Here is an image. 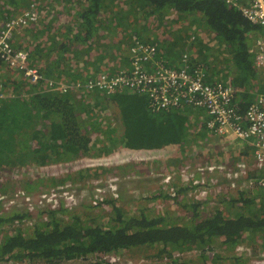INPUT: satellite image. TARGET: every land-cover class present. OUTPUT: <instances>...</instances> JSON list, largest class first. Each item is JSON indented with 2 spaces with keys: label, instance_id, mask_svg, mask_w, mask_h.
Segmentation results:
<instances>
[{
  "label": "trees",
  "instance_id": "1",
  "mask_svg": "<svg viewBox=\"0 0 264 264\" xmlns=\"http://www.w3.org/2000/svg\"><path fill=\"white\" fill-rule=\"evenodd\" d=\"M89 1L79 15L82 21L74 34L79 45L87 46L86 53L93 52L94 47L88 41L102 28L97 21L101 2ZM134 1L136 4L131 7L143 9L148 6L143 15L151 18L152 22L154 16L155 23L158 22L161 27L171 24L168 16L173 12L177 36L188 23L198 20L200 24L197 26L204 24L203 28L206 29H198L202 31L200 35L197 30H192L191 33L183 32L179 39L189 41L193 47H200L197 51L200 54L209 48V40H216L234 62L237 72L233 76V84L237 89L239 104L245 109L253 102L254 83L257 86L260 79L252 49L255 38L263 32L259 24L252 23L240 9L223 0ZM134 18L139 17L134 15ZM45 40L37 45L34 43L38 50L35 46L32 48L31 42L28 48L39 54L41 61L45 55L48 58L52 56L50 48L44 49ZM70 45L72 43L68 42L65 46ZM42 69L47 71V75ZM40 70L44 74L43 79L36 83L29 82L30 87L24 90L25 93L20 91L22 94L19 96L5 99L0 107V167L28 160L46 165L53 160L98 153L106 155L119 147L151 150L172 144L179 149L184 146L188 120L179 110L153 113L146 97L145 100L141 94L126 89L112 94L99 90L88 94L77 91L83 97H79L75 91H52L47 86L52 68ZM89 75L92 73H72L73 79L67 81L82 80ZM30 88H34L35 92L27 94ZM111 103L115 105L116 126L108 117L101 115V109ZM39 187H44V184ZM166 197L176 199V195ZM230 200L237 206L236 211L227 213L217 207L206 216L200 214L202 202H178L188 213L189 210L192 212V215H188L190 219L185 221L176 215V211L151 214L140 207L137 214H129L118 199H102L100 203L106 206L110 204L112 209V216L106 223L90 222L85 225L78 216H74L73 222L63 224L57 217L58 210L52 209L49 211L52 213L51 221L38 224L31 234H26L21 227L4 232L6 224L21 220L27 213L17 210L11 213L12 216H6L0 209V262L44 261L59 264L94 256L95 259L89 264H130V261L147 264L140 262L141 259L124 255L142 246H162L160 255L165 253L173 257L177 253L198 250L204 264H218L222 255L215 254L217 249L213 247L218 238L223 247L231 250L247 238L252 242L260 238L264 244V189L240 190L238 197ZM238 257L235 264H243ZM183 263L176 256L165 264Z\"/></svg>",
  "mask_w": 264,
  "mask_h": 264
},
{
  "label": "rangeland",
  "instance_id": "2",
  "mask_svg": "<svg viewBox=\"0 0 264 264\" xmlns=\"http://www.w3.org/2000/svg\"><path fill=\"white\" fill-rule=\"evenodd\" d=\"M30 3H33L32 6L38 7V1L35 0H0V13L5 12L7 10H13L12 8H18L23 7L22 5L28 6ZM16 5V7H15ZM126 6L128 4H125ZM123 3H116L115 7H117V10L114 11V18L111 19L112 21H115V27L121 28L123 26L124 21H132L136 24H139L140 18L135 19L134 15L137 16L136 10H124L123 7L125 6ZM14 6V7H12ZM193 17V16H190ZM153 19V25L155 24L156 20L155 17L152 16ZM191 21H193L191 19ZM198 21V20H197ZM194 21L193 26H191L189 23L185 26L182 31L180 32H189L192 30H197V32L200 35L201 30L206 29L203 28L204 24H201L199 26H196L200 24L199 22ZM170 25H172V22ZM203 23V22H202ZM147 26H150V24L147 22ZM152 25V26H153ZM196 26V28H194ZM202 28L201 30H198L199 28ZM162 29V34L169 35L170 28L165 26ZM179 32V35H181ZM176 51L175 54H173L175 45L171 46L170 48H173L172 52L167 55L169 56V60L172 64H178V61L180 60L182 54H183V48L187 47L188 45L183 44L187 43L189 44V41H186L185 39H179V35L177 36L176 33ZM211 36V35H209ZM213 45L209 46V48L203 52L199 53L196 52L194 49H191L188 47V52L192 53L194 56L197 55L198 59H203L209 61V65L212 67L215 74L220 77L222 80H224L227 83L234 82L233 76L236 74V69L234 67V62L231 60L229 56L226 55L225 49L220 47L219 44H217L216 41H213ZM210 43V40H209ZM254 43V42H253ZM196 44V43H195ZM182 47V48H180ZM178 48V49H177ZM201 48H199L200 50ZM185 52V51H184ZM214 57V58H212ZM126 65V64H125ZM126 67V66H124ZM2 72L0 73V82L3 83V86L6 90L7 96L6 99L11 97H17L19 94H22L24 90H27L30 85L28 84L30 81L26 80L23 76L21 77L19 73L17 74L15 71H12L10 69H7L6 67H3ZM4 70V71H3ZM257 88L258 90H261L259 86H256L254 83V89ZM30 92H26L27 94H32L35 92L34 88L29 89ZM20 91H22L20 93ZM85 94H88L89 92L83 91ZM25 93V92H24ZM137 93V92H134ZM140 94V93H138ZM79 97L81 94H78ZM142 97L146 100V96L144 94H141ZM28 97V96H24ZM103 112L101 115H105L108 117L109 121L116 126L117 125V119H116V112H115V105L113 103L109 104L105 109H101ZM183 112L180 111V113H188L193 119L194 114L187 108H182ZM166 112V111H163ZM162 113V112H160ZM204 116L200 120L203 123L205 122V112L203 111ZM158 114V113H157ZM199 123V122H198ZM195 123V121H192V125L187 122L186 126L189 128L192 126L191 134L187 135V139L184 142V146L181 147L182 150L186 149L187 155L185 157V160L187 162H191L193 165L200 163L199 161H195L194 158H189V155H200L206 154V150L208 152V155L206 158H222L225 156V153H233L236 149H229L231 145L234 144L232 140H229L227 138H220L216 136H209L206 134L201 133V129L199 127H202L200 124ZM239 139V138H238ZM240 140V139H239ZM217 148L215 149V147ZM175 147L174 144L172 146L164 147L163 149H160L162 151H159L160 154L153 155L151 157L148 154H144V152H141L139 150L138 152H130L127 148H117L114 151L108 153V154H100L98 155H85V156H79L75 158H70L67 160H60V161H51L50 163L46 165H41L39 163H36L34 161L28 160L25 163L20 164H4L0 167V196L3 194H6L8 196H3L0 198V201L7 200L10 196L14 198H10L7 202V205H3L0 203V209L1 213L6 216H12L11 213L17 212V210H20L21 213H27L21 220L14 221V223H8L6 224V227L4 228V232H11L16 230L17 227H21L26 234H31L35 227L40 224L43 225L44 222H49L52 219V213L49 211L52 209H57V217L61 220L63 224L67 222H73L74 216H78L79 220L83 224L92 223L97 224L100 223H106L109 221V218L112 216V209L110 208V204L108 206L102 204L99 202L98 199H96L98 191L105 190L107 188V183H103L105 179L109 178L112 175H125L123 173H120L119 171H125L127 174L125 175L126 178L124 180V183H129V180H131V177H135L133 173H131V169L127 168L131 164L130 162H140V167L143 164H148L149 160L153 163L156 159H158L160 156L167 152L174 151ZM179 149V148H178ZM172 156V155H171ZM229 161L231 164H234L237 159L228 156ZM146 162V163H145ZM167 167H176V165H183L184 163H178L176 160V163L172 160L171 157H168L164 160V163ZM98 165V166H97ZM97 168H95V167ZM219 173L218 171H216ZM252 172V169L249 170V173ZM108 176V177H107ZM199 177H203L204 179L207 178L204 175L198 174ZM221 178H226L222 176ZM102 181V182H101ZM28 182L30 184H28ZM123 183V182H122ZM241 183H243V180H241ZM40 184H44V187H39ZM123 184L120 187V191L122 189ZM128 186V185H127ZM213 188V187H212ZM136 189V188H135ZM226 191L233 192L234 196H237L240 189L234 188L231 185H226L224 187ZM215 191H217L215 189ZM145 194V193H144ZM106 197V195H104ZM118 199L119 202L122 201V198L126 201H128L125 204V210L129 212V214H137L133 211L138 210L140 207H143V210H146L147 212L152 211L157 213V210L155 207L156 204L149 205V203L145 202L142 199H137L140 201L137 202L130 197L122 196L121 194L114 196H108L105 199ZM172 199V198H168ZM194 199V198H193ZM174 204L170 203L168 205L160 204L158 206V210L163 211L165 209H169L171 211H176V200H173ZM213 203V202H212ZM217 202H215L216 206H221ZM173 205L174 210L171 207ZM214 206V203H213ZM223 207V206H222ZM202 208V206H201ZM233 210L232 212L237 210V207H234L232 205ZM65 209V210H62ZM223 209V208H222ZM156 210V211H154ZM202 210L203 215H207L208 213L212 212V205L209 204L207 207H205ZM229 211V209H225V212ZM166 213V211H164ZM184 212V211H183ZM228 213V212H227ZM190 215V214H188ZM186 214L184 217H182L185 221L189 220L190 218ZM258 241V242H257ZM215 247L217 251L215 254H220L222 257L219 259L218 264H235L236 262L233 261V259H236L239 255L237 254L236 250L228 249L223 247V245L220 244V239H216L215 241ZM246 242V241H244ZM255 242L261 243V240L259 238L255 239ZM253 246L252 243H249ZM162 246H154V247H148V246H142L138 247L132 250V252L127 253L124 255L125 257H134L135 259H141L140 262H144L147 264H165L166 262L172 260L173 257L176 258L180 257V260L183 261V264H204L203 259L200 256V252L197 250H194L190 253L184 252V254H181L178 256L175 254L173 257H170L168 254L163 253V255H160V249ZM261 251H257L255 254L253 253L252 256H241L238 257L240 263H246L249 261L250 264H256V261L260 257ZM236 255V256H234ZM212 255H210L208 258H210ZM234 256V257H233ZM255 259H252L254 258ZM94 256H90L87 259H76L73 261L65 262V263H59V264H89L92 260H94ZM251 260L254 262L251 263ZM48 264L44 261H37V262H15V261H5L1 264Z\"/></svg>",
  "mask_w": 264,
  "mask_h": 264
},
{
  "label": "built area",
  "instance_id": "3",
  "mask_svg": "<svg viewBox=\"0 0 264 264\" xmlns=\"http://www.w3.org/2000/svg\"><path fill=\"white\" fill-rule=\"evenodd\" d=\"M223 1L240 9L249 21L263 28V32L255 38L252 47L262 88L256 99L245 109L237 100L235 87L215 75L209 61H200L192 53L185 51L178 64H172L162 55L156 43L145 41L138 35H133L129 64L126 67H121L111 74L99 72L76 81L50 78L47 81L48 89L62 92L99 90L106 94L126 89L146 95L148 107L153 113L181 110L186 107L201 109L205 112V127L212 134L219 136L234 134L240 140H250L254 146L255 165L262 174L245 178L243 183L239 182L231 186L247 191L264 189V0ZM38 19V11L31 5L23 12L6 19L0 27V70L6 67L32 83L43 79L44 74L40 67L32 63L27 49L14 46L13 38L16 33L36 23ZM6 96V90L0 82V107ZM199 168L205 172L218 171L226 178L243 177L242 172L231 170L221 163ZM117 174L103 181L107 183V188L98 191L96 199L99 202L108 196L121 194L120 187L126 176ZM159 175L163 189L170 195H176L180 189L174 183L176 175L180 176L183 185L191 187L189 194L194 192V194H204L212 189V181H197L194 170L182 169L176 172L159 173ZM3 196L8 195L3 194L0 198ZM10 198L14 197L10 196L0 203L7 205ZM249 243L248 241L240 243L235 249L237 254L252 256L253 253L261 251L259 258L264 260V244L252 243L253 248ZM192 251L194 250L186 252ZM181 254L184 252L179 255ZM129 263L134 264L132 261Z\"/></svg>",
  "mask_w": 264,
  "mask_h": 264
},
{
  "label": "crops",
  "instance_id": "4",
  "mask_svg": "<svg viewBox=\"0 0 264 264\" xmlns=\"http://www.w3.org/2000/svg\"><path fill=\"white\" fill-rule=\"evenodd\" d=\"M35 1L39 2L38 7L35 6L36 10L38 11L39 9L40 11V13L38 12L39 13L38 21L36 23L28 25L19 33H16L13 38V43L15 47L24 48L29 51L33 64L40 66V68H45V69L52 68L53 72L51 76H49L51 78L66 81L68 79H73L72 73L93 74L94 72L99 73L100 71L111 72V73L116 72L119 68L129 64L130 46L132 44L133 35H138L141 39L145 41L156 43L159 47L160 52L164 57L169 58V56L167 55H169L174 48L173 54L176 56L175 54L176 35L174 34L176 33V24H174V22L176 21H174L175 17L173 12L171 15L168 16L172 20L171 21L172 25L168 26L172 32L169 33V35L171 36H167L162 34L161 28H164L161 27L162 25H159L158 22L153 25V23L151 22V18L147 19L143 15L144 10L148 9V6L144 7L143 9H139L138 6L131 7V5L136 4L135 3L136 1L134 0H100L101 12L98 15L97 21L102 26V28L98 30L96 33H94L92 38H90L88 41L89 43H92L94 47L93 52L89 51L88 53H86L87 46L79 45L78 41L74 39V34L80 28V24L82 21L79 15L85 9V7L88 6L90 1L89 0H35ZM118 2L119 3L121 2L124 5L128 4L127 6L125 5L123 7L124 10H131V11L138 10L137 15L140 18L139 24H136L132 21H124L123 26L121 28L115 27V21H112L111 19L114 18V11L117 10L115 4ZM29 4H30L29 6L12 8L13 10H7L5 12L0 13V27L4 24V21L6 19L23 12L25 8L30 7L33 3L29 2ZM147 22L150 24V26L146 25ZM194 24L197 23H192L190 25L193 26ZM196 26H194V28H196ZM189 32L191 33L192 31ZM181 35H184V33L181 32ZM50 38H52V40ZM43 39H46L43 42L45 45L44 49H46L47 47L50 48L52 56L48 58V56L45 55V58L42 59L41 61L40 55L37 54L33 49L35 46L34 43H36L37 45ZM30 42L33 48V49L31 48V50L33 51L28 49ZM52 42L54 43L53 46L51 45ZM68 42H71L72 45L66 47L65 45ZM213 43L214 42H210L208 45L212 46ZM173 45H175V47L170 48ZM185 45L188 46L182 49L183 52L188 51V47L194 49L196 52L200 48L198 46L193 47L191 44H187V43H184L182 47H184ZM35 48L37 47L35 46ZM58 51H60V53ZM76 52L78 53L76 54ZM44 53L45 52H42V54ZM226 55L231 58V55L228 54V52H226ZM101 59L102 62H100ZM42 70L43 72H45L44 74L47 75V71L44 69ZM1 72L2 70H0V73ZM213 73L215 74L216 72H214L213 70ZM229 84L235 87L233 82H230ZM257 86L262 88L260 81H258ZM259 91L260 90H258L257 88L254 89L255 96L253 101L260 93ZM77 94L79 93L77 92ZM236 96H237V89H236ZM146 98L148 101L147 96ZM186 108L189 109L194 114V119H193L187 112L184 113V115L187 116L188 123L192 125V121L194 120L195 123L199 122L198 124L202 126L199 127L201 129L200 130L201 133L209 136L212 135V136H216L224 139L227 138L229 140H232L234 144L228 148L231 150L233 149L236 150L233 151V153H231L230 155L229 153H225V156L217 159L211 158L209 156L208 158H206L208 155L207 150L205 151L206 154L205 155L203 154L202 156H200L199 154L189 155V158L195 157L194 160L200 162L194 165L190 161L187 162L185 160V157L187 155L186 149L182 150L178 148L177 149L175 148L174 151L163 154L158 159L153 161V163L149 160L148 164H143L141 167H140V162L131 161L130 162L131 165L127 168L131 169V173H133L135 177L129 180V183H124V182L122 183L123 186L121 189V197L127 196L133 199L134 201H136V199L143 198V200L149 203V205L150 204L153 205L155 203L156 205L153 207L156 208L158 213L160 211L158 210V206L160 204L163 203L165 205H168L170 203L174 204L173 200H176L175 202L176 215L180 217H184L186 214L192 215V212L191 210H189L188 213L187 209L186 208L184 209L180 204H178V202L189 203V201H198V202H202L201 205L202 208L200 206V209H204L209 204H211L212 211H214L217 207H219V208H223L224 211L225 209H229L228 212H230L233 210V208H231L232 205H234V207H237L235 203L230 199L232 197H238V195L234 196V194H232L233 192L231 193L229 191H226L224 187L226 185L239 183L241 182V180H245V178L256 177L262 174V171L259 170L255 165L254 146L250 140L248 141L239 140L234 134H227L223 136L212 134L210 131L206 129L205 123L200 121L204 116L203 110L194 109L190 107H186ZM180 111L183 112L182 109L179 110V113ZM190 127L192 129V126ZM190 127L188 128V134H191L192 132ZM119 148H125V147H119ZM216 148L217 146L215 147V149ZM127 149L130 152H138L139 150H141V149H130V148ZM159 151L162 150L142 149L141 152H144V154L146 153L151 156L153 152H154L153 155L160 154ZM228 156H232L238 159L234 164H231ZM168 157H171L175 163L177 160L178 163H184V164L183 165L177 164L176 167H172V168L167 167L163 163L164 160ZM220 163L226 165L231 170L242 172L243 177H232V178L223 179L221 178L222 176L216 171L205 172V171H201V169L199 168V167H203L204 165H216ZM182 169L194 170L195 178L199 182L205 180L212 181L213 188L204 194H197V193L194 194L195 192L193 194H189L188 191L191 189V187L183 185L180 176L176 175L174 178V183L180 189L176 194V199L168 200V197L166 196L169 194L163 189V183L161 182V177L159 173L176 172V171H181ZM251 169L252 172L249 173V170ZM125 171L121 170L119 172L126 175L127 172ZM150 173H157V174L151 175ZM198 174L204 175L205 177L207 176V178L204 179L203 177H199ZM215 189L217 191H215ZM127 202L128 201L122 198L121 201L122 205H125ZM212 202L214 203V206ZM215 202H217L221 206H216ZM170 208L174 210L173 205H171ZM138 211L140 212V210H136L133 212L138 213ZM143 211L147 212L146 210ZM164 211H171V210L165 209L163 210V212ZM147 213L152 214L155 212L149 211ZM202 213H203L202 210H200L201 215H203ZM245 241H248L250 243H256L255 241L252 242L249 238H247ZM261 243H263L262 240ZM238 245L235 247V249L238 247ZM243 259H247V258H243ZM252 259H255V257ZM233 261L237 262L236 259H233ZM252 262L254 261L251 260V263ZM244 264H250V263L248 261ZM256 264H264V260L258 258Z\"/></svg>",
  "mask_w": 264,
  "mask_h": 264
},
{
  "label": "clouds",
  "instance_id": "5",
  "mask_svg": "<svg viewBox=\"0 0 264 264\" xmlns=\"http://www.w3.org/2000/svg\"><path fill=\"white\" fill-rule=\"evenodd\" d=\"M170 195V194H169ZM1 263V262H0Z\"/></svg>",
  "mask_w": 264,
  "mask_h": 264
}]
</instances>
